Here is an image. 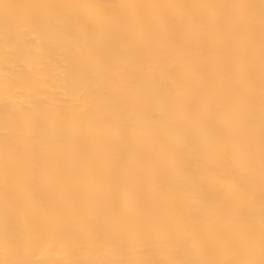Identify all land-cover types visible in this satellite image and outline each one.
Instances as JSON below:
<instances>
[{
  "label": "bare ground",
  "instance_id": "bare-ground-1",
  "mask_svg": "<svg viewBox=\"0 0 264 264\" xmlns=\"http://www.w3.org/2000/svg\"><path fill=\"white\" fill-rule=\"evenodd\" d=\"M0 264H264V0H0Z\"/></svg>",
  "mask_w": 264,
  "mask_h": 264
}]
</instances>
